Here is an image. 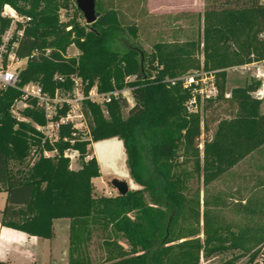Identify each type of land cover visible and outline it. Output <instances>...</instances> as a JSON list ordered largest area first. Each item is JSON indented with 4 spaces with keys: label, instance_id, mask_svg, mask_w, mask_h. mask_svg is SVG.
Returning <instances> with one entry per match:
<instances>
[{
    "label": "trees",
    "instance_id": "trees-1",
    "mask_svg": "<svg viewBox=\"0 0 264 264\" xmlns=\"http://www.w3.org/2000/svg\"><path fill=\"white\" fill-rule=\"evenodd\" d=\"M61 1L0 0V13L11 4L31 18L14 49L18 57H28V64L19 72L17 86L0 89V193H7L1 225L51 239L55 219H70L69 264H93L86 245L95 231L109 234L106 264H202V259L226 252L231 257L217 264H238L242 257L248 258L243 264L257 259L255 264H264L262 226L235 229L205 217L201 228L200 213L195 226L188 207L193 202L192 179L206 187L264 146L262 101L252 95L260 82L226 94L229 68L250 61L252 54L264 57V4L225 0L221 7L208 6L196 38L158 41L148 54L135 47H110L115 35L128 32L137 38L138 33L137 25L125 24L116 7L97 0L96 22L60 24ZM9 23L0 16L1 32ZM71 44L79 56H66ZM202 66L216 72L219 88L217 97L205 103L203 115L188 112L190 93L183 81ZM74 79L82 85L89 138L82 139L80 129L61 121L70 109L64 103L50 119L59 123L58 139L50 140L38 129L48 124L44 108L35 98L24 99L22 88L33 82L54 98L60 88L72 90ZM94 88L110 95L104 108L90 97ZM126 88L133 106L123 96ZM20 100L28 103L21 111L25 119L12 113ZM113 137L124 141L131 176L142 188L97 196V158L73 169L64 152L76 149L85 159L92 154L93 142ZM201 191L199 186L198 197ZM120 236L128 240L130 250L116 240ZM155 242L159 246L150 263L148 250Z\"/></svg>",
    "mask_w": 264,
    "mask_h": 264
},
{
    "label": "rangeland",
    "instance_id": "rangeland-1",
    "mask_svg": "<svg viewBox=\"0 0 264 264\" xmlns=\"http://www.w3.org/2000/svg\"><path fill=\"white\" fill-rule=\"evenodd\" d=\"M105 4L116 7L125 24H136L138 28L137 38L130 33H119L115 35L110 47L120 51H125L130 47L138 48L145 53L152 51L153 45L158 41H183L190 38H196L199 30L203 28V15L208 6H223L225 0H103ZM99 3V2H98ZM97 8V0H96ZM98 9V8H97ZM59 22H79L86 25L84 14L77 7L76 0H62L58 7ZM202 17V18H201ZM29 25V24H28ZM27 25V26H28ZM71 26L69 27V29ZM203 44L201 45V49ZM68 57L79 56L80 51L76 45L71 44L67 52ZM204 62V54H199ZM140 58V57H139ZM28 59H25L18 65L11 67L12 71L20 72L25 68ZM204 68V66H202ZM201 67V68H202ZM226 94L230 95L234 88L245 86L250 83V74L247 70L231 67L227 70ZM63 81V78L56 77ZM71 91V92H70ZM129 105H134V98L131 91L126 88L122 91ZM92 99L102 104L104 108L105 99L103 96L92 92ZM70 100L71 104L82 107L83 93L82 85L79 79L74 81L72 90L60 88L56 91L55 97L50 98L49 103L45 105L44 110L49 111L51 115L58 113L64 100ZM65 103V102H64ZM63 103V104H64ZM18 116L24 118L21 111L25 109L21 101L15 103ZM264 112V105H261ZM106 113V112H105ZM128 109L124 110L127 115ZM107 114V113H106ZM203 115V111H200ZM211 115V114H210ZM49 123L46 129L51 138H57V128ZM212 130L215 124H212ZM82 139L89 138L86 131L81 130ZM212 131L210 132V134ZM207 136V133L206 135ZM204 137V136H203ZM92 154L85 159L77 156L72 160V168L79 169L89 158L95 156L100 165V176L93 179L94 191L97 196H116L118 193L112 186V180L117 178L125 180L129 184L130 190L140 189L130 173L128 165V154L124 141L119 137L99 140L90 145ZM191 167V164H189ZM202 188L198 197L196 190ZM192 190L189 198L193 202L188 203L190 210H193V220L191 223L197 226L198 212L200 213L201 228L205 217L218 218L225 223L233 225L235 229L238 226L260 225L264 228V146L251 152L246 158L242 159L231 170L223 173L219 179L204 187L197 178L192 179ZM5 194H0L1 196ZM149 201V195L146 193ZM6 199V198H5ZM5 200L0 199V207H3ZM134 217L135 213H130ZM62 231V232H61ZM109 234L102 231H95L92 239L86 245L87 252L90 254L93 264H106L107 252L105 249V240ZM204 238V235H200ZM52 246L59 264H68L69 262V234L66 229H59L56 236L52 239ZM116 240L127 250H130V244L124 236L116 237ZM158 243H153L148 250V258L152 263V257L158 249ZM231 257L229 252L220 254L211 260L202 259V264H217ZM248 258L242 257L238 264H243ZM258 262L257 260L252 264Z\"/></svg>",
    "mask_w": 264,
    "mask_h": 264
},
{
    "label": "built area",
    "instance_id": "built-area-1",
    "mask_svg": "<svg viewBox=\"0 0 264 264\" xmlns=\"http://www.w3.org/2000/svg\"><path fill=\"white\" fill-rule=\"evenodd\" d=\"M262 4H264V0H260ZM3 19L10 20L8 27L4 32L0 30V89L5 88L7 86H17L19 73L12 71L11 67L14 65L20 64L26 58H20L15 53V48L19 45V40L22 37L25 28L29 24L31 18L26 17L19 13V11L12 6L11 4H5L0 13ZM20 24L22 26H20ZM264 37V32L261 34ZM22 70L23 68H21ZM236 68L247 70L250 74V80L260 82V87L252 93V95L262 101L264 105V57L261 59H257L255 54L251 55V60L246 62L243 65L236 66ZM76 82L77 79H74ZM183 81L185 87L190 93V98L186 103V108L190 113H200V111L204 110L205 103L212 98H216L219 94V88L217 84V76L215 71L206 70L205 68H200L197 70H193L186 74L183 77ZM96 90L95 88L90 92V97L92 98V92ZM22 92L24 95V99L27 98H35L38 103L45 108V105L49 103L50 97L47 96L42 90V88L33 82L26 84L22 88ZM97 93V91H96ZM98 94V93H97ZM100 95V94H99ZM104 97L105 101H110V95H101ZM229 96V95H227ZM84 97V96H83ZM24 107L28 106V103L25 100H20ZM18 102V101H17ZM67 103L70 105V109L65 117L61 118L62 122H70L75 128L80 130L86 129V118L85 114L82 110V107L71 104L70 100H64L63 103ZM62 103V105H63ZM12 113L18 119L20 118L18 114V110L16 104L12 108ZM46 117L48 119V124L46 126H38V129L42 130L46 136L50 140H57V138H51L46 129L51 122L53 127H56L58 130L59 123H54L50 119L53 115L50 114L49 111H45ZM57 135V133H56ZM46 155H50V152H45ZM64 155L70 159V163L72 164V160L80 155V152L76 149H67L64 152ZM72 168V165H71ZM116 190V189H115ZM117 192V191H116ZM118 193V192H117ZM262 249L264 250V243L262 245ZM259 260V259H257Z\"/></svg>",
    "mask_w": 264,
    "mask_h": 264
},
{
    "label": "crops",
    "instance_id": "crops-1",
    "mask_svg": "<svg viewBox=\"0 0 264 264\" xmlns=\"http://www.w3.org/2000/svg\"><path fill=\"white\" fill-rule=\"evenodd\" d=\"M96 156V155H95ZM97 158V157H96ZM6 196H1L6 205L7 193L1 192ZM0 213V264H59L52 246V240L59 229H66L70 235V219L59 218L54 221V236L45 239L38 236H31L24 231L17 230L1 225ZM62 232V231H61ZM70 243V240H69ZM69 264V262H68Z\"/></svg>",
    "mask_w": 264,
    "mask_h": 264
},
{
    "label": "water",
    "instance_id": "water-1",
    "mask_svg": "<svg viewBox=\"0 0 264 264\" xmlns=\"http://www.w3.org/2000/svg\"><path fill=\"white\" fill-rule=\"evenodd\" d=\"M76 4L84 14L87 24L90 25L97 21L99 12L96 8V0H76ZM111 183L119 195H126L130 191L129 184L125 180L115 178Z\"/></svg>",
    "mask_w": 264,
    "mask_h": 264
}]
</instances>
